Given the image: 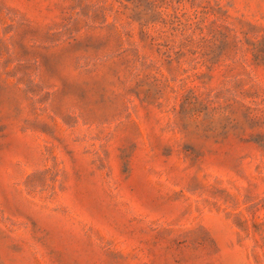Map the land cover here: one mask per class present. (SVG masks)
I'll return each mask as SVG.
<instances>
[{
  "label": "rangeland",
  "instance_id": "rangeland-1",
  "mask_svg": "<svg viewBox=\"0 0 264 264\" xmlns=\"http://www.w3.org/2000/svg\"><path fill=\"white\" fill-rule=\"evenodd\" d=\"M0 264H264V0H0Z\"/></svg>",
  "mask_w": 264,
  "mask_h": 264
}]
</instances>
